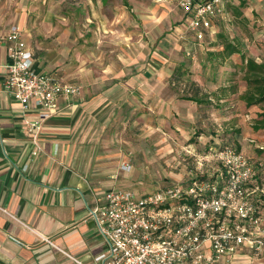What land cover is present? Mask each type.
Returning <instances> with one entry per match:
<instances>
[{"label":"rangeland","instance_id":"rangeland-1","mask_svg":"<svg viewBox=\"0 0 264 264\" xmlns=\"http://www.w3.org/2000/svg\"><path fill=\"white\" fill-rule=\"evenodd\" d=\"M222 1L224 10L213 17L214 32L206 33L202 45L194 43L196 35L188 21L184 23L186 9L179 0H0V16L11 22L24 16L32 33L51 43L50 50L66 68L59 66L65 77L83 82L87 95L100 89L97 80L107 82L110 75L120 79L119 86L113 90V104H110L113 111L116 109L113 113V178L121 188L142 194L170 185L173 173L196 168L197 161L210 147L231 144L255 159H264V132L252 129L253 117L259 108L251 111L238 104L240 92L246 88L242 72L234 66L241 61L240 56L221 64L210 54L222 49L218 36L221 32L230 39L238 38L248 55L264 59V0ZM242 2H245L240 6L242 15L238 16L229 3L239 6ZM176 26H185V39L175 41ZM162 37L166 38L159 40ZM109 63L119 70L113 73L96 70ZM81 64L84 66L80 70L77 67ZM179 65L183 67L182 75L173 72ZM103 73L108 74L106 79L100 78ZM158 78L165 81L167 101L174 97V101L177 100L190 89L191 81L202 80L206 84L207 79L212 89L223 85L234 92L230 98L234 99L225 103L227 106L215 100L209 110L210 117L216 115L215 110L230 115L220 122L216 140L196 139V121L190 113L195 111V104L181 111L166 102V109H161L157 89L148 83ZM121 102L127 103L126 108L120 106ZM108 111L109 107L105 113L109 114ZM237 111L245 119L243 124L238 122V133L237 122H232L237 118L233 116ZM93 122L94 119L88 129ZM80 154L93 156V152ZM211 162L205 168L215 165L210 166ZM123 163L130 164L131 168L123 170Z\"/></svg>","mask_w":264,"mask_h":264},{"label":"crops","instance_id":"crops-1","mask_svg":"<svg viewBox=\"0 0 264 264\" xmlns=\"http://www.w3.org/2000/svg\"><path fill=\"white\" fill-rule=\"evenodd\" d=\"M185 14L184 23L187 24L189 13L186 11ZM12 21H6L0 16V33H5L11 25H19L23 31L20 41L32 50L36 70L51 74L61 81L80 85L81 92L79 95L59 99V113L44 120L38 139L40 150L34 155L35 145L27 130L26 120L38 118V113L34 109L25 113L6 88L7 47L1 45L0 264H78L59 248L83 263L91 264L105 250L106 242L98 227L91 223L90 209L94 207L97 197L105 191L121 187L113 178V113H116V109L113 111V105L110 106L113 104V90L119 86L120 79L110 75L107 82L97 80L100 82V89L87 95L83 82H74L65 77L61 69L65 67L61 66L58 55L50 50L51 43L34 35L26 26L24 16L19 21ZM176 30L175 41L186 38L185 26H176ZM213 32L212 29L211 34ZM205 41L195 37L194 43L202 45ZM238 55L232 57L236 58ZM235 61L238 62V59ZM83 66L81 64L77 68L81 70ZM101 66L96 70L106 71L105 73L119 70L110 63ZM175 68L174 74L182 75V65ZM105 73L100 78L106 79L108 74ZM153 82L148 81L154 90L157 89L155 92L159 94L161 109H166V102H169V106H178L181 111L195 104V111L190 113L196 121V139L199 137L203 142L207 138L216 140L220 122L230 118V115H222L221 111L215 110L216 115L210 117L209 110L215 100L223 102L222 105L229 103V100L234 99H230L234 92L225 89L223 85L212 89L207 84V79L206 84L202 80L191 81L189 90L184 91L177 100L174 101V97L167 101L165 81L158 78ZM238 104L246 106L242 98ZM126 105V102H121L120 106L126 108ZM108 107L109 114L105 113ZM253 109L254 107L249 110ZM96 110L98 112L93 115ZM233 116L237 117L232 122H237L235 126L238 129L235 130L238 133V122L243 124L245 119L240 111ZM93 119V125L88 129ZM210 120H215L216 123ZM222 124L225 125V122ZM252 129L253 132H262L254 127ZM214 142L216 141H210ZM92 152L93 156L90 157L80 154ZM191 169L180 174L173 173V177L170 176L171 183L187 180ZM46 238L54 244L47 242ZM202 264H264V253L254 256L246 252Z\"/></svg>","mask_w":264,"mask_h":264},{"label":"built area","instance_id":"built-area-1","mask_svg":"<svg viewBox=\"0 0 264 264\" xmlns=\"http://www.w3.org/2000/svg\"><path fill=\"white\" fill-rule=\"evenodd\" d=\"M179 1L190 12L188 24L199 40L224 10L222 0ZM22 33L19 25H11L0 33V47H7L6 88L25 113H38V118L26 120L35 155L44 120L59 113L61 97L79 95L81 87L38 72L32 50L20 41ZM210 161L215 165L205 168ZM197 164L183 182L142 194L111 188L97 197L89 214L106 246L91 264H202L246 252L262 255L264 160L225 144L210 147ZM130 168L122 164L123 170ZM59 249L78 264H87Z\"/></svg>","mask_w":264,"mask_h":264},{"label":"trees","instance_id":"trees-1","mask_svg":"<svg viewBox=\"0 0 264 264\" xmlns=\"http://www.w3.org/2000/svg\"><path fill=\"white\" fill-rule=\"evenodd\" d=\"M243 4L245 2H242L239 6L229 3L231 9L238 16L242 15L241 7L244 6ZM244 18L246 17L244 16ZM218 36L220 38L219 45L222 46V49L213 51L210 54L217 58L221 64H224L233 55L239 54L241 61L235 63L234 66L242 72V80L246 84L241 98L248 108H259L257 114L253 117L252 123L254 129L264 132V59H257L248 55L244 50V45L238 38L230 39L221 32Z\"/></svg>","mask_w":264,"mask_h":264},{"label":"water","instance_id":"water-1","mask_svg":"<svg viewBox=\"0 0 264 264\" xmlns=\"http://www.w3.org/2000/svg\"><path fill=\"white\" fill-rule=\"evenodd\" d=\"M91 223H92L93 225H96V221H95L94 219H92Z\"/></svg>","mask_w":264,"mask_h":264}]
</instances>
